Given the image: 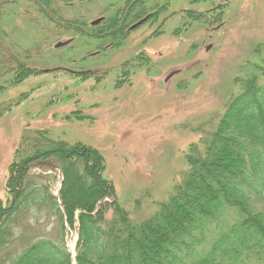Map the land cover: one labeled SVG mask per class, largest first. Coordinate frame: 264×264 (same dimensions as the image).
I'll return each instance as SVG.
<instances>
[{
    "label": "rangeland",
    "instance_id": "1",
    "mask_svg": "<svg viewBox=\"0 0 264 264\" xmlns=\"http://www.w3.org/2000/svg\"><path fill=\"white\" fill-rule=\"evenodd\" d=\"M263 57L264 0H0V210L17 149L45 130L97 149L114 202L133 222L146 219ZM61 179L55 160L32 163L28 211L13 221L0 264L19 237H63L74 256L76 230L62 232L43 197L58 199Z\"/></svg>",
    "mask_w": 264,
    "mask_h": 264
},
{
    "label": "trees",
    "instance_id": "2",
    "mask_svg": "<svg viewBox=\"0 0 264 264\" xmlns=\"http://www.w3.org/2000/svg\"><path fill=\"white\" fill-rule=\"evenodd\" d=\"M255 66L203 139V147L189 149L188 169L168 200L136 223L114 202V188L102 175L105 165L97 149L50 140L47 131L34 130L35 138L28 136V143L23 139L26 146L17 149L18 159L9 168L10 203L0 210V247L11 236L15 218L28 211L22 209L30 194L26 179L32 163L53 159L62 184L58 199L43 197L55 209L51 211L62 232L76 230L75 254L60 236L38 235L30 241L19 237L9 264L264 262V57ZM213 228L218 233L205 249L201 244Z\"/></svg>",
    "mask_w": 264,
    "mask_h": 264
},
{
    "label": "water",
    "instance_id": "3",
    "mask_svg": "<svg viewBox=\"0 0 264 264\" xmlns=\"http://www.w3.org/2000/svg\"><path fill=\"white\" fill-rule=\"evenodd\" d=\"M143 22V20H140V21H138V22H136L133 26H131V27H135V26H137V25H139L140 23H142ZM67 42H60V43H57L56 44V47H58V46H61V45H64V44H66Z\"/></svg>",
    "mask_w": 264,
    "mask_h": 264
},
{
    "label": "bare ground",
    "instance_id": "4",
    "mask_svg": "<svg viewBox=\"0 0 264 264\" xmlns=\"http://www.w3.org/2000/svg\"><path fill=\"white\" fill-rule=\"evenodd\" d=\"M69 249L73 252V249H74V244H73V241L69 242Z\"/></svg>",
    "mask_w": 264,
    "mask_h": 264
}]
</instances>
